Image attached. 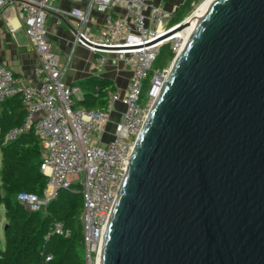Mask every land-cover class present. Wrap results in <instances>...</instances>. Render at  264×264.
<instances>
[{
    "label": "water",
    "instance_id": "1",
    "mask_svg": "<svg viewBox=\"0 0 264 264\" xmlns=\"http://www.w3.org/2000/svg\"><path fill=\"white\" fill-rule=\"evenodd\" d=\"M99 264H264V0H215L197 20L136 140Z\"/></svg>",
    "mask_w": 264,
    "mask_h": 264
},
{
    "label": "built area",
    "instance_id": "2",
    "mask_svg": "<svg viewBox=\"0 0 264 264\" xmlns=\"http://www.w3.org/2000/svg\"><path fill=\"white\" fill-rule=\"evenodd\" d=\"M80 1V0H76ZM148 0H86L82 8L69 11L56 6V0H0V17L13 34L8 14L13 13L26 41L36 56L34 74L37 84H24L0 63V104L18 96L25 109L23 125L12 129L3 143L30 130L43 149L40 172L47 182L41 196L19 192L15 200L29 212L45 211L61 189L76 191L82 199L84 264H99V253L105 226L130 155L146 116L166 81L170 65L183 46V38L174 32L180 24L162 27L165 14L158 8L146 12ZM101 14L93 35L88 28L92 12ZM49 13L67 17L74 24V45L95 54L94 68L103 69L111 55L130 72L127 88L121 97L125 106L121 121L111 139L102 142L112 104L118 93L109 96L104 110L74 107V85L66 84L69 58L60 61L51 51L44 28ZM165 44L174 54L171 63L152 71L149 88L143 95V83ZM70 229L62 221L50 223L45 240L68 238ZM51 256H46L49 261Z\"/></svg>",
    "mask_w": 264,
    "mask_h": 264
},
{
    "label": "trees",
    "instance_id": "3",
    "mask_svg": "<svg viewBox=\"0 0 264 264\" xmlns=\"http://www.w3.org/2000/svg\"><path fill=\"white\" fill-rule=\"evenodd\" d=\"M199 0H184L177 8L182 19L191 5ZM174 54L165 44L153 63L143 83V95L149 88L152 71L167 66ZM79 86L83 96L74 107L85 110H104L109 96L116 88L108 78L91 75ZM26 112L18 96L0 104V206L4 207L7 224L3 230V246L0 248V264H84V246L80 215L82 199L77 191L61 189L44 212H29L18 204L19 192L41 196L47 179L40 172L43 149L33 131L21 133L15 140L3 143L4 136L14 128L21 127ZM62 221L70 229L68 238L52 237L45 240V233L53 221ZM46 256H51L45 261Z\"/></svg>",
    "mask_w": 264,
    "mask_h": 264
},
{
    "label": "crops",
    "instance_id": "4",
    "mask_svg": "<svg viewBox=\"0 0 264 264\" xmlns=\"http://www.w3.org/2000/svg\"><path fill=\"white\" fill-rule=\"evenodd\" d=\"M184 0H148L146 12L152 8H158L162 12L170 7L176 8L181 5ZM86 0H56V6L60 9L69 11L73 7L82 8ZM163 6V7H162ZM8 20L11 26L15 28L12 34L0 17V63L4 64L17 78H20L24 84H37L39 77L34 74V66L36 64V56L30 45L26 41L22 29L18 26L17 18L13 13L8 14ZM101 20V14L92 12L91 23L89 26V34L93 35L97 29V25ZM47 41L51 51L57 54L61 62L69 58L68 70L65 76V82L78 88V92L74 94L73 101H79L83 92L79 83L91 75L108 78L113 81L116 93L120 99L112 104L111 111L108 116V125L105 133L101 136V141L106 142L111 139L116 125L121 121L124 112V104L121 100L129 79L130 72L113 60L111 55L107 56V63L103 69L94 68L95 54L87 48L74 45V24L67 17H60L57 14L49 13L44 24ZM20 34L18 38L17 35Z\"/></svg>",
    "mask_w": 264,
    "mask_h": 264
},
{
    "label": "rangeland",
    "instance_id": "5",
    "mask_svg": "<svg viewBox=\"0 0 264 264\" xmlns=\"http://www.w3.org/2000/svg\"><path fill=\"white\" fill-rule=\"evenodd\" d=\"M168 1L169 0H163L164 3L168 2ZM202 1L203 0H199L197 3L191 5L190 10L184 15V17L182 19H178V15L176 13V10L180 5H178L176 8L170 7L169 9H166V11L163 12L165 14V16L162 18L161 26L168 28V27H171V26H174L176 24L183 22L187 17H190L193 14V12L197 9L198 5H200V3ZM20 34L21 33H19L17 35L18 38L20 37ZM170 63H171V61H170ZM0 156H1V154H0ZM2 194H3V192L0 191V196ZM23 209H25V208H23ZM42 212H44V211H42ZM6 224H7V219L5 217V210H4L3 206H0V248L3 246V230L6 226Z\"/></svg>",
    "mask_w": 264,
    "mask_h": 264
},
{
    "label": "bare ground",
    "instance_id": "6",
    "mask_svg": "<svg viewBox=\"0 0 264 264\" xmlns=\"http://www.w3.org/2000/svg\"><path fill=\"white\" fill-rule=\"evenodd\" d=\"M215 0H203L190 17H187L179 27L175 29L183 38V44L189 39L196 27L197 20L206 12ZM181 50V49H180Z\"/></svg>",
    "mask_w": 264,
    "mask_h": 264
}]
</instances>
